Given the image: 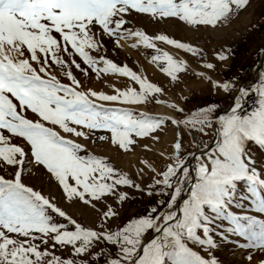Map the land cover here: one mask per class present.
I'll list each match as a JSON object with an SVG mask.
<instances>
[{"label":"snow or ice","instance_id":"6c2138e0","mask_svg":"<svg viewBox=\"0 0 264 264\" xmlns=\"http://www.w3.org/2000/svg\"><path fill=\"white\" fill-rule=\"evenodd\" d=\"M249 4L0 0V264H200L201 258L193 260L181 243L178 221L193 220L202 200L222 182L239 176L237 153L245 160L243 145L264 159V144L257 142L264 141V71L250 90L238 84L239 77L217 81L207 72L194 73L232 99L230 115L219 116V106L210 104L182 118L186 108L162 99L163 86L114 62L108 50L135 38L133 47L152 49L156 54L151 61L162 64L161 72L176 82L189 65L168 52L160 54L156 41H162L202 58V67L215 72L217 62L230 58L231 49L218 50L215 62H210L201 47L166 34H146L135 21L209 34L229 26ZM101 74L124 77L129 83L123 90L109 84L111 93L83 83ZM249 91L258 97L256 107L242 116ZM153 102L169 113L134 111ZM189 125L205 136L212 130L221 139L207 159L202 154L194 157L203 160L200 183L193 200L174 211L173 202L176 208L180 205L174 193L189 171L181 151L182 130ZM93 145L108 146L115 157L143 150L138 179L90 151ZM254 162L247 155L246 163ZM157 197H166L165 203L159 205ZM133 202L144 204V210L128 218L125 205ZM165 208L168 213L160 215ZM246 260L253 264L251 255ZM213 264H218L214 258Z\"/></svg>","mask_w":264,"mask_h":264},{"label":"rangeland","instance_id":"374dc122","mask_svg":"<svg viewBox=\"0 0 264 264\" xmlns=\"http://www.w3.org/2000/svg\"><path fill=\"white\" fill-rule=\"evenodd\" d=\"M135 27L149 35L166 34L169 38L178 39L181 42H191L194 46H199L204 50L205 58L210 62H215L214 56L218 50L231 49L230 58L223 64L217 62V70L212 72L202 67L204 62L202 58L192 57L190 53L174 49L162 41H156V46L161 50L160 54L168 52L175 59L184 60L189 65V71L179 74L180 78L176 82H172L161 72L162 64L158 65L151 61L152 55L156 54L152 49H147L142 44L133 47L137 43L135 38L121 41L120 47H110L108 50V58L114 62L126 64L150 82L163 86L165 95L161 97L162 99L176 102L186 108L182 118H187L193 111L198 112L200 107L210 104L218 105L217 112L219 113L230 106L232 99L222 90L217 91L212 88L210 82L196 77L194 73L207 72L217 81L239 77V85L251 77L259 63L262 49H264V0H250L249 6L241 11L229 26L220 28L215 33L196 34L174 25L156 24L147 19H138L135 21ZM77 62H80L79 58ZM261 71H264V61L259 72ZM73 72L82 79L75 68ZM83 83L94 90L111 93L112 88L109 84L123 90L129 82L124 77L112 75L105 77L101 74L99 79L93 75L92 80H84ZM257 83L258 75L250 84L244 86L250 90L251 86ZM180 97H187L191 102L186 104ZM257 99V95L249 91V95L244 98L240 115L251 113L256 107ZM134 111H146L149 115H166L170 110L163 105H154L153 102L151 106L134 108ZM213 119H215V114ZM206 131L208 135L205 136L192 125L182 130L185 143L181 151L184 153L183 160L187 167L189 164L187 162L196 152L206 149L211 144L214 132ZM171 138L172 131L169 129L167 139L171 141ZM220 139L218 135L213 148L203 155L204 159L217 150V141ZM257 142L264 144V141L258 140ZM89 150L94 154L102 155L113 163L114 167L138 179L137 168L140 167V161L145 159L143 150L119 157H115L108 146L93 145ZM241 151L245 152L246 156L245 160H240V153H237V160L242 168L239 176L222 182L209 199L202 200L193 220L185 221L181 217L178 221L181 225L179 229L181 243L201 258L202 263L200 264H213V258L218 261V264H248L246 260L248 255L252 256L253 264H258L261 259H264V247L261 246L264 245V159H261L256 152H250L246 144L243 145ZM247 155H251L255 162L246 163ZM202 163L203 160L195 159L192 163V174L189 171L184 174L185 178L182 183H187V186L183 194L187 192L189 185L192 189L188 191V196L180 204L178 211L185 207V202L193 200L192 193L200 183L198 168ZM33 183L39 187L40 181L34 179ZM155 199L159 205H163L166 197ZM68 203L67 200L64 201L65 205ZM144 206L137 202L125 205L128 218L137 217L143 212ZM147 207L151 208L152 205L147 204ZM68 211L75 210L69 208ZM193 260L196 259L193 258Z\"/></svg>","mask_w":264,"mask_h":264},{"label":"water","instance_id":"95a60500","mask_svg":"<svg viewBox=\"0 0 264 264\" xmlns=\"http://www.w3.org/2000/svg\"><path fill=\"white\" fill-rule=\"evenodd\" d=\"M263 61H264V51L262 52V55H261L260 60H259V63H258V65L256 66V68L254 69V72H253V74L251 75V77L248 78L247 80H245L244 82H242L240 85L244 86L245 84H250V83L252 82V80L258 75L259 70H260V68H261V66H262V64H263ZM232 103H233V101H232ZM232 103H231L230 106L227 107L226 109L221 110V111L218 113V115L221 116V115H225V114H230L229 111H230V109H231ZM217 138H218V135H216V134L214 133V138H213L211 144L209 145V147H207L206 149L201 150V151H199V152H196V153L194 154V156L190 159V163L188 164V169H189L190 174H192V163L195 161L194 157L197 156V155H200V154L204 155V154L208 153V152L213 148V146H214V144H215ZM191 176H192V175H191ZM191 179H192V177H191ZM191 189H192V186L189 185V186L187 187V190H186L187 192H186L185 194H183L182 197H181L180 204H181L183 201L186 200V198H187V196H188V191L191 190ZM179 207H180V205H179ZM178 209H179V208H176V211H178Z\"/></svg>","mask_w":264,"mask_h":264},{"label":"bare ground","instance_id":"6f19581e","mask_svg":"<svg viewBox=\"0 0 264 264\" xmlns=\"http://www.w3.org/2000/svg\"><path fill=\"white\" fill-rule=\"evenodd\" d=\"M187 186V183H182L180 186H179V192L177 193H174V195L177 196V199L181 200V197L183 195V190L185 189V187ZM175 203L173 202V210L175 209ZM168 213V208H166L165 210H163L162 212H160V215H166ZM184 245V244H183ZM185 246V245H184ZM186 247V246H185ZM187 248V247H186ZM190 253L192 254L193 258H197V254L194 253L193 251H191L189 248H187ZM200 262L202 263L201 259H200Z\"/></svg>","mask_w":264,"mask_h":264}]
</instances>
